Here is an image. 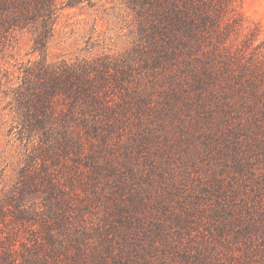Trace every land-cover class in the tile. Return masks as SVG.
Returning <instances> with one entry per match:
<instances>
[{
  "label": "rangeland",
  "instance_id": "obj_1",
  "mask_svg": "<svg viewBox=\"0 0 264 264\" xmlns=\"http://www.w3.org/2000/svg\"><path fill=\"white\" fill-rule=\"evenodd\" d=\"M229 4L168 56L125 0L64 6L42 44L0 0V201L17 193L44 221L45 264H264V94H252L264 88V0ZM99 59L129 70L110 134L41 146L20 133L11 101L27 68Z\"/></svg>",
  "mask_w": 264,
  "mask_h": 264
},
{
  "label": "trees",
  "instance_id": "obj_2",
  "mask_svg": "<svg viewBox=\"0 0 264 264\" xmlns=\"http://www.w3.org/2000/svg\"><path fill=\"white\" fill-rule=\"evenodd\" d=\"M92 0H2L5 18L14 28L34 27L37 43L52 34L59 11L66 5ZM135 13L141 39L168 56L190 46L194 37L207 27L209 9L229 7L230 0H125ZM6 21V20H5ZM204 35L206 33L204 32ZM129 70L106 59L93 62L46 64L27 68L14 88L11 111L20 133L41 146L88 145L104 139L126 115L125 95ZM254 84L252 80H248ZM253 97L260 98L264 88ZM262 92V93H260ZM248 101V98H243ZM38 165L39 161L34 160ZM44 172L52 187L61 188L66 179L55 181L56 168ZM37 168V167H36ZM32 170L26 168L24 178ZM24 176V175H23ZM60 183V184H59ZM19 195L0 201V264H45V240L35 218L17 204ZM51 240V238H50Z\"/></svg>",
  "mask_w": 264,
  "mask_h": 264
}]
</instances>
